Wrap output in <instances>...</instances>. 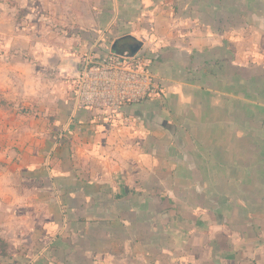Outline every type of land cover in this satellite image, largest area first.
Wrapping results in <instances>:
<instances>
[{
	"label": "crops",
	"instance_id": "0c3cea01",
	"mask_svg": "<svg viewBox=\"0 0 264 264\" xmlns=\"http://www.w3.org/2000/svg\"><path fill=\"white\" fill-rule=\"evenodd\" d=\"M66 1L68 44H141L163 96L112 117L67 84L32 117L0 108V264H264V0Z\"/></svg>",
	"mask_w": 264,
	"mask_h": 264
},
{
	"label": "rangeland",
	"instance_id": "374dc122",
	"mask_svg": "<svg viewBox=\"0 0 264 264\" xmlns=\"http://www.w3.org/2000/svg\"><path fill=\"white\" fill-rule=\"evenodd\" d=\"M69 4L71 3L66 0L56 1L53 2V6L49 5L48 8L44 7L42 10L37 8L31 12L29 9H21L20 4L12 0L6 2L5 9L0 8V90L3 89L11 96H18L16 102H9L0 95V108L17 109L22 115L32 117L35 114L31 111L32 108L40 106L38 104L40 100L45 102L47 91L54 92L53 100L62 94L60 92L63 90V86H67V84L70 85V90L74 91V82L78 80L84 57L91 48L82 55L76 51L79 46L68 44L67 41L72 36L69 34L68 28L59 25L60 11L57 6L67 12L74 8ZM47 14V17L42 16ZM61 21L66 24L67 20L62 19ZM36 22L38 24L48 23L50 29L59 35L54 38L50 37V41L47 42L50 43L49 48H45L44 43L40 46H33L30 43L32 40L38 41L35 38L34 29L32 33L29 30ZM22 29H25V32H30L31 35L22 32L24 31ZM40 37L44 38V34H41ZM18 42H20L19 45H17ZM39 42L46 41L40 40ZM71 53L79 57L78 71L75 61L68 59ZM69 69L70 71H68ZM35 72L40 75L38 81ZM35 93H38L37 97H35ZM32 99L34 101H31Z\"/></svg>",
	"mask_w": 264,
	"mask_h": 264
},
{
	"label": "built area",
	"instance_id": "2783aa9c",
	"mask_svg": "<svg viewBox=\"0 0 264 264\" xmlns=\"http://www.w3.org/2000/svg\"><path fill=\"white\" fill-rule=\"evenodd\" d=\"M93 46L84 57L83 67L74 82L73 97L78 109H92L116 116L125 106L161 99L163 89L151 71V61L129 49L100 52Z\"/></svg>",
	"mask_w": 264,
	"mask_h": 264
},
{
	"label": "water",
	"instance_id": "95a60500",
	"mask_svg": "<svg viewBox=\"0 0 264 264\" xmlns=\"http://www.w3.org/2000/svg\"><path fill=\"white\" fill-rule=\"evenodd\" d=\"M141 44H133L128 47L132 55H136L141 50Z\"/></svg>",
	"mask_w": 264,
	"mask_h": 264
},
{
	"label": "trees",
	"instance_id": "16d2710c",
	"mask_svg": "<svg viewBox=\"0 0 264 264\" xmlns=\"http://www.w3.org/2000/svg\"><path fill=\"white\" fill-rule=\"evenodd\" d=\"M7 251V245L4 244V242H2L0 240V254L1 256H4L6 254Z\"/></svg>",
	"mask_w": 264,
	"mask_h": 264
}]
</instances>
